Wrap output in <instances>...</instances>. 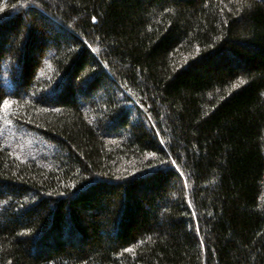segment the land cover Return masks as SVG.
Wrapping results in <instances>:
<instances>
[{"label":"trees","instance_id":"1","mask_svg":"<svg viewBox=\"0 0 264 264\" xmlns=\"http://www.w3.org/2000/svg\"><path fill=\"white\" fill-rule=\"evenodd\" d=\"M0 264H264V0H0Z\"/></svg>","mask_w":264,"mask_h":264},{"label":"rangeland","instance_id":"2","mask_svg":"<svg viewBox=\"0 0 264 264\" xmlns=\"http://www.w3.org/2000/svg\"><path fill=\"white\" fill-rule=\"evenodd\" d=\"M17 143L21 142L23 149L27 150V153H30L31 155H36L37 153H47V150L49 149V144L42 143L40 139L35 140L34 143H32L30 146H28L26 139L21 137H15Z\"/></svg>","mask_w":264,"mask_h":264},{"label":"snow or ice","instance_id":"3","mask_svg":"<svg viewBox=\"0 0 264 264\" xmlns=\"http://www.w3.org/2000/svg\"><path fill=\"white\" fill-rule=\"evenodd\" d=\"M93 20H95V17H93ZM5 106H7V102L5 101Z\"/></svg>","mask_w":264,"mask_h":264}]
</instances>
